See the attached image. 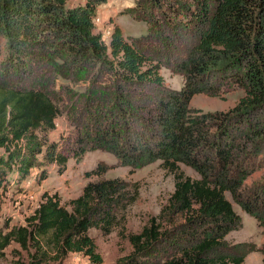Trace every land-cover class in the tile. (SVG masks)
<instances>
[{"label":"trees","instance_id":"1","mask_svg":"<svg viewBox=\"0 0 264 264\" xmlns=\"http://www.w3.org/2000/svg\"><path fill=\"white\" fill-rule=\"evenodd\" d=\"M66 1L0 0V188L12 171L26 176L39 167L44 179L46 166L61 174L70 158L94 150L130 171L160 160L175 174L173 192L128 236L132 250L116 264H245L254 250L264 264V243L226 239L242 220L225 196L264 228V179L249 191L243 185L264 161V0H137L147 36L126 38L115 25L107 43L93 22L106 0ZM161 67L181 75L179 89L165 84ZM59 77L84 90L62 86L59 96ZM235 88L243 94L227 111L189 105L195 94L223 97ZM61 113L72 129L55 140ZM106 170L96 166L98 179L70 208L45 191L24 225L5 221L0 252L15 242L34 249L21 264L72 252L102 263L89 230L111 233L136 199L125 179L105 178Z\"/></svg>","mask_w":264,"mask_h":264},{"label":"rangeland","instance_id":"2","mask_svg":"<svg viewBox=\"0 0 264 264\" xmlns=\"http://www.w3.org/2000/svg\"><path fill=\"white\" fill-rule=\"evenodd\" d=\"M136 1L106 0L99 4L93 18L94 32L101 34L103 41L107 43L113 27L118 25L126 38H145L150 23L143 19V12H139L141 9H136ZM83 2V0H67L66 4L75 6ZM160 72L167 86L175 89L181 87V75L173 74L165 67H161ZM62 86H69L72 91H82L85 83H73L59 77L56 80L59 96L63 95L60 93ZM242 94L243 91L237 88L225 93L223 97H210L198 93L192 97L189 105L191 108H199L203 112L227 111ZM71 129L65 114L61 113L56 119V128L51 133V137L60 140L68 135ZM100 164L107 166V170L103 174L105 178H123L127 181L130 193L136 190V199L119 212L111 233L102 235L96 228L89 230V235L94 239L102 257L100 264H116L119 258L129 254L132 250L128 236L139 232L149 218L157 215L173 192L175 174L165 170L161 166L160 160L130 171L128 166L119 165L117 158L112 153L94 150L87 152L81 161L70 158L65 171L61 174L57 172L55 166H46L47 177L44 179H41L42 171L39 167L31 168L26 176L12 171L7 174L4 186L0 188V227L6 230L4 228L5 221L9 222V227L24 225L25 218L33 213L45 191L57 192L62 204L70 208L69 201L81 193L83 186L88 181L98 179V175L93 170ZM179 166L184 175L199 178L192 168L184 164ZM263 179L264 161L245 179L244 192L254 188ZM225 196L242 220V225L238 229L230 231L226 235V239L229 242L251 241L256 246H261L264 243V228L259 227L255 218L235 203L228 192H225ZM33 252L32 247L24 249L12 242L0 252V264L26 263ZM48 256L46 264H97L91 262L87 256L75 252L62 258H56L52 254ZM244 263L263 264L261 251L249 252Z\"/></svg>","mask_w":264,"mask_h":264}]
</instances>
